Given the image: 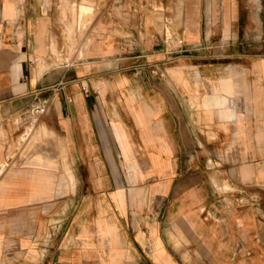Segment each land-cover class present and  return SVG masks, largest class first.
<instances>
[{
	"label": "crops",
	"instance_id": "crops-1",
	"mask_svg": "<svg viewBox=\"0 0 264 264\" xmlns=\"http://www.w3.org/2000/svg\"><path fill=\"white\" fill-rule=\"evenodd\" d=\"M253 2L108 0L52 63L58 0H0V264H264ZM68 8L71 36L92 7Z\"/></svg>",
	"mask_w": 264,
	"mask_h": 264
},
{
	"label": "rangeland",
	"instance_id": "rangeland-1",
	"mask_svg": "<svg viewBox=\"0 0 264 264\" xmlns=\"http://www.w3.org/2000/svg\"><path fill=\"white\" fill-rule=\"evenodd\" d=\"M63 1L64 0H58L59 10L61 13L57 15V22L58 25H61V30H59L62 42L57 45L56 52L50 51V58L52 63L58 61L65 62L70 60L74 57L81 56L84 48L87 46V41L92 37L93 35L97 34V28L100 27V23L104 21V7L108 5V0H66L67 1V7L65 8L67 10V13H65L67 16L63 18ZM82 2L88 3L91 5L92 10L90 13L81 14L79 15V20L81 24H75L73 27V33L71 36H69L66 32V23L70 19V13L68 11V6L70 4H74V7H76L77 4H80ZM254 7H258L261 11V13L257 16V25L259 27L258 32L261 33V35H254L253 39H258L259 37L262 38V29L264 27V0H255V2L252 3ZM75 20L77 22L78 16H75ZM19 133H17L15 137V147L20 150H24V152H29L33 155H36L38 153V146H46V142L42 141L40 139V136L36 133V130L32 131L31 135L29 136L28 141L25 142L24 145H22V142H19L23 136L19 138ZM38 135V136H37Z\"/></svg>",
	"mask_w": 264,
	"mask_h": 264
},
{
	"label": "built area",
	"instance_id": "built-area-1",
	"mask_svg": "<svg viewBox=\"0 0 264 264\" xmlns=\"http://www.w3.org/2000/svg\"><path fill=\"white\" fill-rule=\"evenodd\" d=\"M169 51L172 52V48L171 47H168L167 48ZM174 59V57H171V58H168L167 61H172ZM156 70H154L153 72H155ZM156 74H159V76L162 75V73H156ZM44 107H36L32 110V113H43L44 112ZM8 166V163L7 162H4L1 166H0V175L3 173V171L6 169V167Z\"/></svg>",
	"mask_w": 264,
	"mask_h": 264
},
{
	"label": "bare ground",
	"instance_id": "bare-ground-1",
	"mask_svg": "<svg viewBox=\"0 0 264 264\" xmlns=\"http://www.w3.org/2000/svg\"><path fill=\"white\" fill-rule=\"evenodd\" d=\"M9 168V167H8Z\"/></svg>",
	"mask_w": 264,
	"mask_h": 264
}]
</instances>
